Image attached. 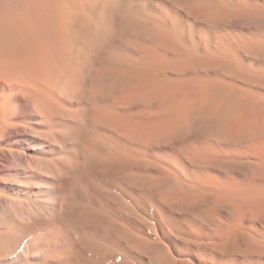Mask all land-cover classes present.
Instances as JSON below:
<instances>
[{"label": "bare ground", "instance_id": "obj_1", "mask_svg": "<svg viewBox=\"0 0 264 264\" xmlns=\"http://www.w3.org/2000/svg\"><path fill=\"white\" fill-rule=\"evenodd\" d=\"M0 264H264V0H0Z\"/></svg>", "mask_w": 264, "mask_h": 264}]
</instances>
